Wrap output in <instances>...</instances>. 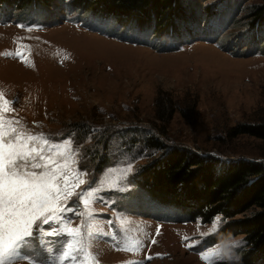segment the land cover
Wrapping results in <instances>:
<instances>
[{
	"label": "rangeland",
	"instance_id": "rangeland-1",
	"mask_svg": "<svg viewBox=\"0 0 264 264\" xmlns=\"http://www.w3.org/2000/svg\"><path fill=\"white\" fill-rule=\"evenodd\" d=\"M63 1L38 12L0 1V93L8 101L3 111L0 100V116L45 141L57 165L67 160L70 181L84 173L65 214L80 229L72 241L80 251L64 264H264V244L251 249L244 234L213 243L226 223L220 216L192 221V201L163 194L159 203L150 181L135 180L174 149L264 162V140L229 134L264 122V23L250 20L264 0H180L183 20L161 38ZM171 104L159 121L157 109ZM44 232L23 246L18 264H57L67 238Z\"/></svg>",
	"mask_w": 264,
	"mask_h": 264
},
{
	"label": "trees",
	"instance_id": "trees-1",
	"mask_svg": "<svg viewBox=\"0 0 264 264\" xmlns=\"http://www.w3.org/2000/svg\"><path fill=\"white\" fill-rule=\"evenodd\" d=\"M0 1L5 8L11 7L18 12L28 10L38 12L42 8H49L53 3L58 5L60 2H65L63 0ZM68 3V9H76L80 14L114 17L122 24L127 22L131 29L144 30L148 35H157L158 38L166 35L167 32L175 31L176 18L183 20L184 15V10L180 11V0H71ZM189 14L186 16L190 18ZM250 14V20L256 26L264 23V5L253 8ZM15 20L23 24L30 22L25 18ZM252 22L250 23L253 25ZM172 105L161 106L160 111L157 109L156 115L159 121H162L163 111L170 112L169 107ZM229 134L231 136L245 134L264 140V122L254 126L235 127ZM149 147L160 150L164 148L152 143H148ZM159 159L160 157L151 167H143L141 175L135 178L136 182L140 180L151 182L149 188L152 190V198L159 203H165V199L158 195L167 194L173 197V200L183 201V204L186 200L192 201L194 207H190V220L198 219L202 224L211 223L216 216H220L226 223L211 238L213 243L244 234L249 248L254 250L261 248L264 244V162L248 160L220 162L213 157L194 156L178 149L168 152L163 160ZM147 172L149 176L145 179ZM175 197L178 198L174 199ZM246 210H251L247 218L240 222H232L237 213ZM242 228H246L247 231L238 232L243 230ZM242 254L247 255L249 252ZM245 257L242 260H245Z\"/></svg>",
	"mask_w": 264,
	"mask_h": 264
},
{
	"label": "snow or ice",
	"instance_id": "snow-or-ice-1",
	"mask_svg": "<svg viewBox=\"0 0 264 264\" xmlns=\"http://www.w3.org/2000/svg\"><path fill=\"white\" fill-rule=\"evenodd\" d=\"M0 100L3 111H8V101L2 93ZM13 123L19 122L5 121L0 116V264H18L17 256L23 246L30 239L39 243L36 237L41 227L46 236L67 238L57 264L68 259L75 262L74 253L80 249L72 241L79 236L80 229L72 228L65 214L73 211L69 201L77 195L75 189L85 183L80 178L84 173L76 172L77 179L70 181L68 161L57 165L51 155H44L45 141L10 127ZM66 151L68 146L58 149L56 154L63 156ZM127 170L131 171V165ZM87 195L91 196V191ZM78 199L87 205L84 197ZM209 255L201 254V259L207 260ZM80 264H90V260H81Z\"/></svg>",
	"mask_w": 264,
	"mask_h": 264
},
{
	"label": "bare ground",
	"instance_id": "bare-ground-1",
	"mask_svg": "<svg viewBox=\"0 0 264 264\" xmlns=\"http://www.w3.org/2000/svg\"><path fill=\"white\" fill-rule=\"evenodd\" d=\"M210 28V27H209ZM171 34V33H170ZM177 40V39H176ZM177 43V42H176ZM70 69V68H69ZM71 70V69H70ZM10 101V100H9Z\"/></svg>",
	"mask_w": 264,
	"mask_h": 264
}]
</instances>
